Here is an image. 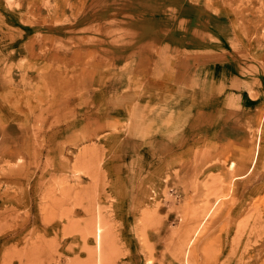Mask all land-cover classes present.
<instances>
[{
  "label": "rangeland",
  "instance_id": "374dc122",
  "mask_svg": "<svg viewBox=\"0 0 264 264\" xmlns=\"http://www.w3.org/2000/svg\"><path fill=\"white\" fill-rule=\"evenodd\" d=\"M0 264H264V0H0Z\"/></svg>",
  "mask_w": 264,
  "mask_h": 264
},
{
  "label": "bare ground",
  "instance_id": "6f19581e",
  "mask_svg": "<svg viewBox=\"0 0 264 264\" xmlns=\"http://www.w3.org/2000/svg\"><path fill=\"white\" fill-rule=\"evenodd\" d=\"M230 168H233V163L231 162L230 163ZM202 219H204V218H202ZM196 231V230H195ZM95 239H96V241L98 242V244L100 245V239H101V230H100V225H97L96 227H95ZM179 253V252H178ZM184 254V253H183Z\"/></svg>",
  "mask_w": 264,
  "mask_h": 264
},
{
  "label": "crops",
  "instance_id": "0c3cea01",
  "mask_svg": "<svg viewBox=\"0 0 264 264\" xmlns=\"http://www.w3.org/2000/svg\"><path fill=\"white\" fill-rule=\"evenodd\" d=\"M173 6H175V5H173ZM190 20H191V18H189Z\"/></svg>",
  "mask_w": 264,
  "mask_h": 264
}]
</instances>
